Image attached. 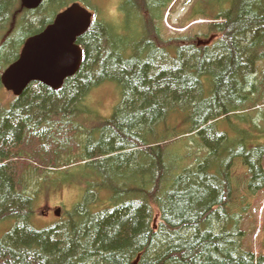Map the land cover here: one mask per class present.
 Instances as JSON below:
<instances>
[{
    "label": "trees",
    "instance_id": "16d2710c",
    "mask_svg": "<svg viewBox=\"0 0 264 264\" xmlns=\"http://www.w3.org/2000/svg\"><path fill=\"white\" fill-rule=\"evenodd\" d=\"M79 1L0 0V77ZM187 2L185 32L170 35L175 0H120L122 27L90 7L78 72L0 103V264H264L244 246L239 211L264 190V120L258 130L248 115L264 108V0ZM106 86L119 91L112 113L83 122ZM61 188L76 204L36 229L40 203Z\"/></svg>",
    "mask_w": 264,
    "mask_h": 264
},
{
    "label": "rangeland",
    "instance_id": "374dc122",
    "mask_svg": "<svg viewBox=\"0 0 264 264\" xmlns=\"http://www.w3.org/2000/svg\"><path fill=\"white\" fill-rule=\"evenodd\" d=\"M186 1L189 0H175V5L172 7V11L169 13L166 11L164 15V21H163V28L162 32L163 35H170V34H182L185 32L186 28L183 26L186 24L188 11L190 9V3ZM120 2V0H85L84 3L82 1H79L78 3L83 6L85 9H89L90 7H93L94 9L102 8V14L106 13V21L107 22H113L118 21L121 23V27L123 24L122 16L117 17V5ZM86 3V4H85ZM171 7V5H170ZM92 8H90L91 11ZM169 10V9H168ZM91 13L94 16V11H91ZM101 18L100 16H98ZM119 18V19H118ZM204 24L205 21L197 20L193 24L199 25ZM261 67V63L258 65ZM257 80H260V76H257ZM111 86H115L112 84H109ZM116 87V86H115ZM116 89V88H115ZM117 92L114 90L113 87L106 86L103 88H100L96 90L88 100V105L90 108L89 115L84 116L83 122H95L94 119L99 117L105 116L109 117L112 113L113 108L117 105L119 101V91L116 89ZM118 93V95H117ZM12 94L6 92L3 88H0V103L4 105L5 103L11 102L13 100ZM117 101V102H116ZM264 108L256 110L258 114L255 115V112H249V118L252 119L257 125L258 130L261 129L262 120H264L261 116L262 113H264ZM247 116V115H246ZM233 123L236 125V121L234 120ZM240 126V129L243 128L244 130L249 129V125L245 123H238ZM223 127V126H222ZM230 138H232V141L236 139V134L234 132H231ZM254 135V134H253ZM257 135V134H256ZM261 139V138H259ZM258 139V140H259ZM256 140L255 142H257ZM176 145L173 146V150H178L181 155H184V150L182 148V144L177 141ZM234 144V143H233ZM261 146V144H260ZM247 148H253L247 145ZM260 148V147H258ZM183 149V150H182ZM182 150V151H181ZM250 152H247L246 155L248 157L247 161L254 162V158L252 156H249ZM253 155V152L251 153ZM248 161V162H249ZM188 162L187 160H184V164ZM250 163V162H249ZM262 166L264 168V160L262 162ZM248 168L242 163V159L236 158L233 170L231 172V180L232 183L236 185L238 189L244 185L247 184L248 179H245V177L248 175ZM246 182V183H245ZM259 193V192H258ZM258 193H249L247 194V197L244 198L245 202L243 201V206L239 211H242V230L245 232V242L244 246L246 249H251L254 251L255 254H263L264 255V190ZM77 192L74 189L69 188H61L55 193H52L48 199L43 200L42 203H40V206L38 207L37 215L40 217L38 220H41L39 223H37V226L33 224V226L36 229H41L42 227L47 225H50L53 223V220H58L59 217L55 216L56 209H60V215L64 210L71 209L74 204H76L75 199L77 198ZM244 194V192H243ZM243 196V195H242ZM157 217L155 218V220Z\"/></svg>",
    "mask_w": 264,
    "mask_h": 264
},
{
    "label": "water",
    "instance_id": "95a60500",
    "mask_svg": "<svg viewBox=\"0 0 264 264\" xmlns=\"http://www.w3.org/2000/svg\"><path fill=\"white\" fill-rule=\"evenodd\" d=\"M41 2L21 0L27 10L36 9ZM91 20L92 14L74 3L59 13L42 32L27 39L18 59L0 77L5 91L18 97L33 82L52 90L60 89L64 80L79 70L82 51L76 40L89 29Z\"/></svg>",
    "mask_w": 264,
    "mask_h": 264
}]
</instances>
